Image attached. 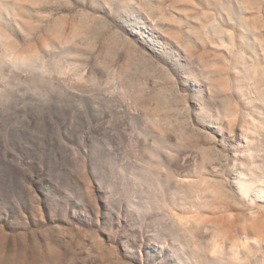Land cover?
<instances>
[{
	"label": "rangeland",
	"instance_id": "obj_1",
	"mask_svg": "<svg viewBox=\"0 0 264 264\" xmlns=\"http://www.w3.org/2000/svg\"><path fill=\"white\" fill-rule=\"evenodd\" d=\"M0 264H264V0H0Z\"/></svg>",
	"mask_w": 264,
	"mask_h": 264
}]
</instances>
